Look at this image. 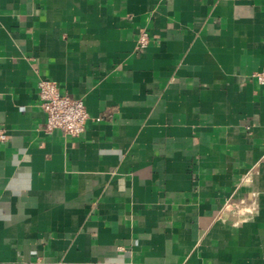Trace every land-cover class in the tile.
Segmentation results:
<instances>
[{"label":"crops","instance_id":"0c3cea01","mask_svg":"<svg viewBox=\"0 0 264 264\" xmlns=\"http://www.w3.org/2000/svg\"><path fill=\"white\" fill-rule=\"evenodd\" d=\"M260 73L264 0H0V264H264Z\"/></svg>","mask_w":264,"mask_h":264},{"label":"built area","instance_id":"2783aa9c","mask_svg":"<svg viewBox=\"0 0 264 264\" xmlns=\"http://www.w3.org/2000/svg\"><path fill=\"white\" fill-rule=\"evenodd\" d=\"M149 41V32L146 29L139 30L138 46L143 48L149 44ZM257 77L260 82H264V73L258 74ZM37 87L40 105L46 113L47 130L60 129L72 136L84 131L89 113L81 97L61 93L59 85L53 80L38 79ZM6 137L5 130L0 128V140H5ZM226 207L235 215L249 212V208L234 206L230 202Z\"/></svg>","mask_w":264,"mask_h":264}]
</instances>
